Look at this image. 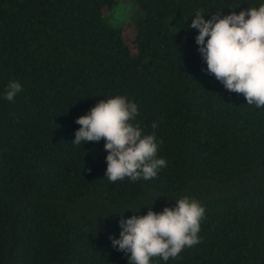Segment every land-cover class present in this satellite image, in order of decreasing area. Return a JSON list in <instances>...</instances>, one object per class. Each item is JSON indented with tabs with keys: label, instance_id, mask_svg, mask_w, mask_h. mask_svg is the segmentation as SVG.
Segmentation results:
<instances>
[{
	"label": "trees",
	"instance_id": "obj_1",
	"mask_svg": "<svg viewBox=\"0 0 264 264\" xmlns=\"http://www.w3.org/2000/svg\"><path fill=\"white\" fill-rule=\"evenodd\" d=\"M118 2L0 0V264H130L110 239L121 220L185 196L205 208L201 242L152 264H264V107L207 72L198 29L169 27L264 0H136L124 27L105 21ZM11 81L23 91L9 102ZM116 96L163 141L155 178L111 182L106 141L72 143Z\"/></svg>",
	"mask_w": 264,
	"mask_h": 264
},
{
	"label": "clouds",
	"instance_id": "obj_2",
	"mask_svg": "<svg viewBox=\"0 0 264 264\" xmlns=\"http://www.w3.org/2000/svg\"><path fill=\"white\" fill-rule=\"evenodd\" d=\"M190 27L199 31L196 43L207 72L230 92L242 94L247 104L264 107V4L223 18L219 12L208 20L198 10ZM22 91L18 81H11L4 98L12 102ZM137 115L135 102L116 96L101 100L76 120L81 127L72 143L106 141V177L111 182L126 177L149 180L167 167L164 158H157L163 141L158 143L154 133L144 135L142 128L134 126L132 121ZM204 217L205 208L200 202L185 196L176 200L174 209L165 207L156 213L149 207L146 215L121 220L120 238L110 239L113 247L130 253V264H152L156 257L168 261L201 242L198 234Z\"/></svg>",
	"mask_w": 264,
	"mask_h": 264
},
{
	"label": "rangeland",
	"instance_id": "obj_3",
	"mask_svg": "<svg viewBox=\"0 0 264 264\" xmlns=\"http://www.w3.org/2000/svg\"><path fill=\"white\" fill-rule=\"evenodd\" d=\"M136 0H119L115 7L105 16V21L112 26L124 27L135 22L141 16ZM172 30L189 29L190 24L184 18L169 20Z\"/></svg>",
	"mask_w": 264,
	"mask_h": 264
}]
</instances>
